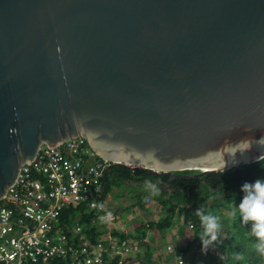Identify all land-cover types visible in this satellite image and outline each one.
<instances>
[{
    "label": "water",
    "instance_id": "1",
    "mask_svg": "<svg viewBox=\"0 0 264 264\" xmlns=\"http://www.w3.org/2000/svg\"><path fill=\"white\" fill-rule=\"evenodd\" d=\"M261 137L264 0H0V200L42 145L195 176Z\"/></svg>",
    "mask_w": 264,
    "mask_h": 264
},
{
    "label": "trees",
    "instance_id": "2",
    "mask_svg": "<svg viewBox=\"0 0 264 264\" xmlns=\"http://www.w3.org/2000/svg\"><path fill=\"white\" fill-rule=\"evenodd\" d=\"M83 141V144L87 146ZM194 173L191 170L173 171L169 174L158 173L151 170H145L138 167L123 166L111 163L103 170L101 179V192L97 194L98 200H104L113 188H120L123 195V205L127 210L133 208L135 204L144 207V195H149L151 199L158 197V206L156 209L163 212V216L156 219L146 220L136 217L130 223V227L125 232L117 229H109L108 223H102L98 219L104 212L91 209L88 202H82L77 206H68L60 211L58 224L54 223V233L58 227L62 229L67 236V244L79 246L82 240L78 236H73L71 231L75 224H79L85 239L90 243H103L110 251L109 242L127 243L133 242L134 246L144 245L143 241L147 233L157 231L161 233L165 228H170L175 216H184V227L180 226L185 236V244L180 248V252L185 253L194 244V248L201 249V240L203 237V228L196 215L197 209H203L206 212H212L217 215L222 224L223 231L219 238L209 247L204 258L197 260L193 264H259L264 263V257L255 253L252 247L246 248V255L242 254L245 250V242L250 241L249 229L240 223L239 219H230L235 211V206L239 204L243 193L241 185L244 182H253L257 178H264V157L260 161L244 164L237 169H227L212 173H200L195 176H185ZM151 181L159 188V195L153 196L145 188V183ZM123 187V188H122ZM138 187L144 188L137 190L134 197H127L125 194L136 192ZM124 190V191H123ZM116 223V222H114ZM191 225V226H190ZM191 232L193 239L189 242L187 235ZM180 234V233H179ZM181 235V234H180ZM183 236V237H184ZM152 237L151 235L149 236ZM141 242V243H140ZM110 244V243H109ZM133 246V247H134ZM150 245H145L144 252H128L125 254L105 255L104 264H159L166 263L167 256L161 259L155 258L156 250ZM129 251V250H128ZM230 252L241 253L244 257L238 259L223 257ZM162 254V253H161ZM165 255V254H164ZM193 260L194 256H192Z\"/></svg>",
    "mask_w": 264,
    "mask_h": 264
},
{
    "label": "built area",
    "instance_id": "3",
    "mask_svg": "<svg viewBox=\"0 0 264 264\" xmlns=\"http://www.w3.org/2000/svg\"><path fill=\"white\" fill-rule=\"evenodd\" d=\"M103 166L78 139L58 147L42 145L0 200V264H102L101 245L86 241L72 246L60 227L50 232L66 205L91 199V208H101L94 196ZM72 235L83 240L81 226H75ZM111 248L119 252L120 246ZM166 249L173 256L163 264H193L171 245Z\"/></svg>",
    "mask_w": 264,
    "mask_h": 264
},
{
    "label": "clouds",
    "instance_id": "4",
    "mask_svg": "<svg viewBox=\"0 0 264 264\" xmlns=\"http://www.w3.org/2000/svg\"><path fill=\"white\" fill-rule=\"evenodd\" d=\"M75 139H78L81 142V144H83L84 140H81L80 138H75ZM63 143H61L59 146H61ZM237 143L243 144V149L239 151L242 154L244 152H246L247 150H249L252 146V142L249 140H243V141H239ZM255 144L261 150L260 156H264V137H261L259 140L255 141ZM84 146L90 150V152L94 155L95 158L103 161L104 166H103L101 176H100V178H102L103 170H105L111 164V162H107L106 160H103L100 157H98L90 149L88 144H87V146L86 145H84ZM234 155L235 154H233V157H234ZM259 157L257 159L260 161ZM233 162H235V161H233ZM129 167H132V166H129ZM100 178H99L100 190H99V192H97L95 194L94 197H95L96 202L101 204V208H91L89 205V201L91 199L84 201V202H88V205L91 209L101 210L104 212L102 215L98 216V219L101 220L102 223H105V222L108 223V221H110L111 218H112V220L114 219L115 222L120 221L122 218H125L124 213H122V217L120 215L116 216V214H115V216H112V213L108 212L107 208H106V205H107V202L109 201V198H111L113 195L109 196V194H108L107 197L102 201L96 199L97 198L96 196H97V194H99L101 192V187H102ZM145 188L150 192L151 195H153V196L159 195V188L155 184H153L151 181H148L145 183ZM241 192L243 193L241 200H240L239 204L235 206V211L231 214L230 219L235 220L238 218L240 223L245 225L249 229L251 247L253 248V250L255 251L256 254H258L260 257H264V178H257L253 182H247V181L244 182L241 185ZM144 197L151 199V197L149 195H144ZM77 205H79V204H77ZM77 205L69 204V205H66L64 208H66L68 206H77ZM64 208L62 210H64ZM133 208H135V207L133 206ZM196 215H197V217L200 221V224L203 228L204 239L201 240V249L206 252L207 250H209V247L211 246V244H213L219 238V234L223 231V224L217 215H215L211 212H206L203 209H197ZM137 217H139V216H137ZM141 217H143V216L141 215ZM146 217H148V216H146ZM108 224L109 225L114 224V222L108 223ZM77 225H79V224H75V226H77ZM75 226L73 228H75ZM129 227L130 226H128L127 224H126V226H119L118 228L115 225V226H110L109 229L113 228V229H117L118 231L125 232L126 230L129 229ZM71 233H72V231H71ZM150 235L152 236L151 238L149 237ZM147 238H149L150 241L153 243V244H147V245H150L151 247L155 248L154 235L152 233H147V237L144 240L147 241L148 240ZM86 241L89 244H91L92 246L97 247V246L101 245L105 249L102 264H104L106 254H108V256L110 254L120 255V254H125L128 252L134 251V250L131 251L130 248L132 246H129L130 244L134 245L133 242H131V241H129L127 243H125V242H123V243H116V242L111 243V242H109L110 244L109 243L107 244L109 246V249H110L109 252H107V248L105 247V245L102 242L98 243V244H93V243H90L88 240H86L85 236H84V239L82 240V242H86ZM143 243H144V241H143ZM112 244L120 246L119 252H115L111 248ZM171 246L174 248L176 253L183 255L184 258L188 259L192 263H196L197 260L193 261V258L191 256L187 255L186 253H182L179 251V247L181 248L180 243H177V244H174ZM136 251H138V250H136ZM163 256H167L166 257V259H167L166 263H167L168 260L173 256V253H168L167 249H165V250L161 249L160 252L158 253L157 257H158V259H161ZM199 260H201V259H199ZM159 264H163V262H160Z\"/></svg>",
    "mask_w": 264,
    "mask_h": 264
},
{
    "label": "rangeland",
    "instance_id": "5",
    "mask_svg": "<svg viewBox=\"0 0 264 264\" xmlns=\"http://www.w3.org/2000/svg\"><path fill=\"white\" fill-rule=\"evenodd\" d=\"M142 189H144V188L138 187L136 189V192H129L125 195L127 197H134L135 194L137 193V190H142ZM119 192H122V189L117 187V188H113L112 191L109 193V196H111V195H113V196L111 198H109V201H108L109 205H108L107 209H108V212L112 213V216H115V214H116V216L120 215L122 217V213H124L125 218H122L120 221H117L114 224H110V225L108 224V228L110 226H115V225L117 228L119 226H126V224L128 226H130V223L134 220V218L137 216L141 217V215L143 216L141 218L145 219V220L150 216H151L150 219H156L155 217L160 218L163 216V212L161 210L158 211V209H156V207L158 206L157 205L158 197H153V199H148V198L144 197L143 198V203L145 206L144 208H142L140 205L136 204V205H134L135 208L127 210L124 207L123 202H122L123 201V195ZM110 206H112L113 210L111 209ZM158 208H159V206H158ZM146 216H148V217H146ZM113 222H115V220L114 219L112 220V218L110 221H108V223H113ZM184 224H185L184 216H181V217L175 216L172 220V224H171L170 228H165V230L162 231L161 233H157V231L154 232V234H153L154 238H155L154 239V245L157 246V248H159L160 250L161 249L165 250L168 245H174L177 243H180V246L183 247V245L185 244V236H184V233L181 231L180 226L184 227ZM185 230H187V229L185 228ZM186 238H188L186 243L189 242L190 239H193L190 231H188V235ZM147 239H148L147 241L144 240V245L142 247H141V245L134 246V245L130 244L129 246H132L130 248L131 251L132 250H135V251L139 250L140 253L144 252L145 245L153 244L149 238H147ZM245 244H246L245 250H243V252H242V254H244V255H246V252H247L246 248H248V246L251 247L250 241H246ZM194 246L195 245L192 244L191 247L185 253L191 257L194 256L195 260L203 259L205 256L204 252L201 249L195 250ZM179 251H180V247H179ZM242 254L237 253V252H235V253L233 252L230 255V252H229V253H227V255H225L223 257H228V255H230L229 257H232V258L236 257L238 259H241L244 257ZM259 264H264V263H259Z\"/></svg>",
    "mask_w": 264,
    "mask_h": 264
},
{
    "label": "crops",
    "instance_id": "6",
    "mask_svg": "<svg viewBox=\"0 0 264 264\" xmlns=\"http://www.w3.org/2000/svg\"><path fill=\"white\" fill-rule=\"evenodd\" d=\"M108 205H109V203L107 202L106 208H108ZM110 207L112 208V206H110ZM107 211H108V209H107ZM156 248H157V246H155L154 249H156ZM154 249H153V250H154ZM159 252H160V249L157 248V249H156V254L154 255V259L157 258ZM193 261H194V260H193Z\"/></svg>",
    "mask_w": 264,
    "mask_h": 264
}]
</instances>
